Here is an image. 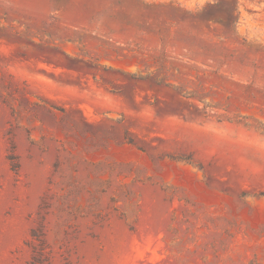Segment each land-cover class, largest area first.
<instances>
[{"label": "rangeland", "instance_id": "rangeland-1", "mask_svg": "<svg viewBox=\"0 0 264 264\" xmlns=\"http://www.w3.org/2000/svg\"><path fill=\"white\" fill-rule=\"evenodd\" d=\"M0 264H264V0H0Z\"/></svg>", "mask_w": 264, "mask_h": 264}]
</instances>
